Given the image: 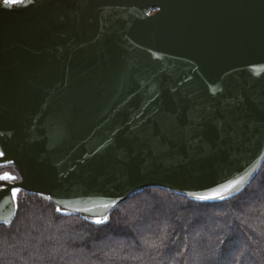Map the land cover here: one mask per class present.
Returning a JSON list of instances; mask_svg holds the SVG:
<instances>
[{
	"label": "water",
	"instance_id": "95a60500",
	"mask_svg": "<svg viewBox=\"0 0 264 264\" xmlns=\"http://www.w3.org/2000/svg\"><path fill=\"white\" fill-rule=\"evenodd\" d=\"M0 153L90 223L150 188L239 195L264 164V0H0Z\"/></svg>",
	"mask_w": 264,
	"mask_h": 264
},
{
	"label": "trees",
	"instance_id": "16d2710c",
	"mask_svg": "<svg viewBox=\"0 0 264 264\" xmlns=\"http://www.w3.org/2000/svg\"><path fill=\"white\" fill-rule=\"evenodd\" d=\"M263 182L264 164L242 193L214 204L146 189L102 225L63 215L48 200L25 194L12 223L0 224V264H245L244 254L264 264V195L252 193ZM151 239L162 246L149 248L145 240ZM235 241L246 245L229 262L240 245ZM220 249L224 258L217 256Z\"/></svg>",
	"mask_w": 264,
	"mask_h": 264
},
{
	"label": "snow or ice",
	"instance_id": "6c2138e0",
	"mask_svg": "<svg viewBox=\"0 0 264 264\" xmlns=\"http://www.w3.org/2000/svg\"><path fill=\"white\" fill-rule=\"evenodd\" d=\"M7 2V0H6ZM17 2H22V0H17ZM3 153H0L2 156ZM251 175L250 172H245L243 175H237L232 179H226L223 183H218L215 187L211 188V190L205 194H195L189 193L190 196H193L197 201H208V200H226L231 195L236 192H240L245 185L246 180ZM18 177L12 175L10 172H0V195H4L5 189L10 192V201L12 205H14L12 215L15 214V211L18 210V194L22 190L20 187H16L13 185V182L16 181ZM46 199L51 200L52 197L49 195ZM5 204L9 203V200L4 201ZM63 203V201H61ZM116 200H112L110 203H101L96 206L103 207L105 209L112 208L116 205ZM85 211L91 212V208H84V209H76V211ZM57 212H60V208H56ZM87 219V217H85ZM109 220L108 215H104L102 217H97L93 219V223L97 225L105 224ZM5 224H9L10 221L5 219ZM145 243L148 245L149 248L156 249L162 246L161 242H158L157 239L145 240Z\"/></svg>",
	"mask_w": 264,
	"mask_h": 264
},
{
	"label": "rangeland",
	"instance_id": "374dc122",
	"mask_svg": "<svg viewBox=\"0 0 264 264\" xmlns=\"http://www.w3.org/2000/svg\"><path fill=\"white\" fill-rule=\"evenodd\" d=\"M255 179V178H254ZM253 179V180H254ZM252 180V181H253ZM259 187V188H258ZM261 191H258V189ZM264 190V182H263V184L261 185V184H257L255 187H254V189H253V194H254V192H256L255 194V196H257L258 195V198H260V199H262V195H264V192L262 193V191ZM25 197H27L25 194H22V193H19L18 194V201H20V200H24V198ZM235 197V196H234ZM234 197H232V198H234ZM231 198V199H232ZM190 200V199H189ZM263 200V199H262ZM192 201V200H191ZM196 202V201H195ZM197 203H206V204H214V203H217V202H197ZM261 203V202H260ZM262 203H264V201L262 202ZM19 205V204H18ZM262 221H263V219H261ZM228 237H230V234L228 235ZM238 238V237H237ZM238 242H239V239L237 240ZM235 243L237 244V242L235 241ZM238 244H240L239 246H237V247H235L234 249H233V251L227 256L228 258H226L227 259V261H234L236 258H237V253H236V249L239 247L240 248V246H243V245H246V243H238ZM237 244V245H238ZM31 250H32V253H34L35 252V250H34V248H31ZM241 250V249H240ZM242 251V250H241ZM224 253L222 252V249H220V252H219V254H217V256L219 257V258H224L225 257V255H223ZM243 253H241V255H242ZM203 256V258L204 259H206V256L205 255H202ZM201 256V257H202ZM243 257H244V263L245 264H254V262H252L253 261V259H252V257L251 256H248V255H243ZM202 258V259H203ZM171 260H172V258H170ZM207 260V259H206ZM207 261H209V260H207ZM175 263V262H174ZM207 263V262H206ZM173 264V263H172ZM176 264V263H175ZM209 264H210V262H209Z\"/></svg>",
	"mask_w": 264,
	"mask_h": 264
},
{
	"label": "flooded vegetation",
	"instance_id": "af4514ba",
	"mask_svg": "<svg viewBox=\"0 0 264 264\" xmlns=\"http://www.w3.org/2000/svg\"><path fill=\"white\" fill-rule=\"evenodd\" d=\"M0 172H10L12 175L18 177V179L14 181L13 183L20 181V176L18 175L13 165L11 164L0 165ZM22 194H25V193H22Z\"/></svg>",
	"mask_w": 264,
	"mask_h": 264
},
{
	"label": "bare ground",
	"instance_id": "6f19581e",
	"mask_svg": "<svg viewBox=\"0 0 264 264\" xmlns=\"http://www.w3.org/2000/svg\"><path fill=\"white\" fill-rule=\"evenodd\" d=\"M19 182V181H18ZM141 193V192H140ZM31 195H33V194H31ZM36 196H38V195H36ZM40 197V196H39ZM41 198H43V197H41ZM43 199H45V198H43ZM47 200V199H46ZM16 213H17V210H16ZM15 217H16V214H15ZM15 217H14V219H15ZM13 219V220H14ZM12 223V222H11ZM0 224H3V223H0ZM10 224V223H9Z\"/></svg>",
	"mask_w": 264,
	"mask_h": 264
}]
</instances>
